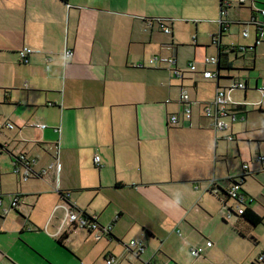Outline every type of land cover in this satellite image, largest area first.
Masks as SVG:
<instances>
[{
  "label": "crops",
  "instance_id": "1",
  "mask_svg": "<svg viewBox=\"0 0 264 264\" xmlns=\"http://www.w3.org/2000/svg\"><path fill=\"white\" fill-rule=\"evenodd\" d=\"M213 1L0 0V122L14 125L0 129V264H104L109 256L116 264H264L258 260L264 255V161L257 160L264 151L257 146L247 163L238 145L247 124L249 77L242 80L245 89L229 94L241 105L231 123L233 140L215 132L203 114L218 86L241 81L233 69H249L233 64L247 46L222 43L230 22L220 0L218 6ZM203 17L216 23L211 56L219 45L232 67L216 78L202 74L217 70L203 63L209 56L198 67L191 61L197 34L193 45L178 40L191 23L200 32ZM255 17L264 23V16ZM243 24L254 26L255 50L260 31ZM24 46L31 53L21 62L16 52ZM67 48L73 53L65 58ZM154 55L175 62L150 65ZM263 83L255 79L252 89L261 92L255 104L261 115ZM183 89L188 120L181 113ZM172 114L179 117L175 125ZM22 153L33 171L27 180L14 172ZM51 163L58 169L48 170ZM243 172L246 206L262 216L256 226L229 214L235 203L225 204L209 189L226 190ZM249 176L262 183L256 197L244 188ZM69 210L108 230L63 223ZM131 240L142 241L137 257L129 252ZM191 247H200L201 256L193 257Z\"/></svg>",
  "mask_w": 264,
  "mask_h": 264
},
{
  "label": "built area",
  "instance_id": "2",
  "mask_svg": "<svg viewBox=\"0 0 264 264\" xmlns=\"http://www.w3.org/2000/svg\"><path fill=\"white\" fill-rule=\"evenodd\" d=\"M239 4L244 5V4H248L251 9H253V2L254 0H238ZM229 6L228 2L223 3V7ZM257 12H259L260 15L264 16V8H260L258 11L254 10V15L257 14ZM222 13H225V10L222 11ZM256 19V18H255ZM222 22V20L220 21ZM249 24L253 23L255 24L258 29H259V33L257 35V38L255 40V43H259L260 41V36L263 33L264 30V23L263 22H259L254 19H251L248 21ZM160 27L162 29V31L166 34L171 33L170 31V27L167 24L164 23H160ZM248 35V31L246 29H244L242 31V36L243 37H247ZM31 53V49L24 46L21 49H19L16 54L17 57L19 59V61L21 62H26L28 55ZM72 50L71 49H65L64 50V57H68L72 55ZM155 62H170V63H174L175 60L173 58H167V57H161L158 55H154L152 57H150L148 59V63L151 65ZM203 63L205 65H216L217 63V59L215 56H209V57H204L203 59ZM188 68L190 70H195V66L192 63L188 64ZM176 75L178 77H181L182 75L176 71L175 72ZM202 74L205 78H216L217 72L215 71H211L208 69H204L202 71ZM264 85V83H263ZM246 88V84L243 81H239V80H232L230 81L227 85L225 86H218V88L216 89L214 96L212 98V100L208 103H206L203 107V114L205 117L211 119L212 121V128L215 132H218L222 135V137L226 140H233L234 139V135L231 132V123L236 119V114H235V110L238 108H241L240 104H234L231 102V98H230V91L235 90V89H240L243 90ZM263 90V89H262ZM180 98L182 100V102L184 103L183 105V109H182V118L188 120L190 118L191 115V109L189 106V96L188 93L185 89H183L181 91L180 94ZM234 106V109H232V107ZM179 121V117L176 114H172L169 117V123L175 125L177 124ZM14 127L13 123H11L10 121H2L0 122V129L3 128H7V129H12ZM40 127L44 128L45 125H40ZM257 160L260 162L264 161V157L259 155L257 157ZM94 163L97 165L98 161H99V157L97 155L94 156L93 158ZM14 172L17 173V175H19L20 179L22 180H27L28 178L31 177V175L33 174V171L31 170L30 167V159L27 158V156L25 154H19L15 161H14ZM51 168H56L58 169V165L55 163H51L49 164V166L47 167V169H51ZM243 170L245 171L247 169V165L243 164L242 165ZM46 170H42V172L44 173ZM227 193L229 195V199L232 200L235 205L232 208L237 214L242 213V211L245 208V204L247 202V199L244 195V193L241 191V188L239 186V184L237 183H232L230 185V187L227 189ZM0 203H1V197H0ZM8 211V209H3L2 212L6 213ZM92 220L89 221L86 217L83 216L82 213H80L79 211H75V210H69L65 217L63 218V223L66 224H72L75 225L79 228L82 229H86L87 231H91V230H108V229H102L97 221L91 217ZM206 246H210L211 242L210 241H206ZM128 249L129 252L137 257L139 255V253L143 250V244L142 241H138V240H131L128 244ZM190 253L193 257H199L201 256L202 253V249L200 247H191L190 249ZM264 257L260 256L259 260H263ZM116 259L113 256H109L106 257L104 259V264H116ZM147 264V263H146ZM156 264H167V263H156Z\"/></svg>",
  "mask_w": 264,
  "mask_h": 264
},
{
  "label": "rangeland",
  "instance_id": "3",
  "mask_svg": "<svg viewBox=\"0 0 264 264\" xmlns=\"http://www.w3.org/2000/svg\"><path fill=\"white\" fill-rule=\"evenodd\" d=\"M202 1V0H201ZM215 1V0H214ZM213 1V5L217 6L219 5V0ZM253 4V10L258 11L261 6L264 5V0H255ZM223 2H228L229 7L226 10V16L225 19L230 22L229 29L224 31L222 33V43L228 45V44H240V46H247L246 49L240 50V57L237 59H233V64L238 66L244 63L245 68H249L247 71L240 69H233L232 71L234 78H239L241 81L246 80L247 77H249V89L247 90V97L246 100H244V104L246 105V117H247V124L246 129L243 132L244 134H238V145H239V154H241V157L244 158V162L249 163V153L252 154V156H255V152L257 150V146L260 148V150L264 151V115H261L258 113V106H255V104H259L261 102L259 96V91H253L254 81L255 79H258L260 84L262 85V82L264 81V30L261 36V42L257 44L255 47V50L252 49L254 44V26L253 25H244L243 23L250 20L251 11L249 3L245 6H239L238 0H223ZM216 9V7H215ZM257 16L261 18L262 16L257 12ZM211 17H203L202 19H199V22H202L203 24L200 26V32L195 31L194 24H190V28H188L187 31L181 30L180 33V40L182 44L188 45V43L193 42L191 37L197 34V40H198V47L196 49V57L193 58L191 56V61L195 64L196 67H198L200 64H198L203 57L215 55L216 46L214 43L211 42V35L210 31L216 30L215 24L211 21H208ZM213 20V19H210ZM240 22L241 24H237ZM207 25V26H205ZM243 29L249 30V37L245 38L241 35V32ZM217 31H215V34ZM214 34V33H213ZM179 41V42H180ZM208 44V45H204ZM193 45V44H192ZM244 57V60H243ZM254 57V67H252V60ZM235 96H240V92H235ZM263 104V103H262ZM264 106V105H263ZM238 127V125H236ZM233 144V142H230ZM231 145V144H230ZM238 153H236L237 155ZM231 161L236 162L235 164H239V159L237 158H231ZM261 181L256 177H247L246 183L244 185V188L247 190V192H251L255 197L257 194H259L261 188H262ZM254 198V197H253ZM256 207L259 209H263L262 205L255 201Z\"/></svg>",
  "mask_w": 264,
  "mask_h": 264
},
{
  "label": "trees",
  "instance_id": "4",
  "mask_svg": "<svg viewBox=\"0 0 264 264\" xmlns=\"http://www.w3.org/2000/svg\"><path fill=\"white\" fill-rule=\"evenodd\" d=\"M220 5H221V7H223L222 5H223V0H220ZM239 5H241V4H239ZM227 7L228 6H226V7H223V10H227ZM250 10H251V18H250V20L251 19H254L255 20V22H256V17H255V15H254V10L253 9H251L250 8ZM222 15H224L225 16V14H222ZM159 20H161V21H163V19H159ZM221 20H222V22H223V18L221 17ZM213 38H214V36L212 37V41H213ZM254 46L255 45H253V47L252 48H254ZM218 54H217V57H216V59H217V63H216V68H217V70L215 71V72H217V75H218V73L221 71V70H225V69H231L232 67H231V63H230V61H229V58H228V56H229V53L226 51H224L223 50V48L222 47H220L219 45H218ZM229 52H235V49H231ZM219 77V76H218ZM245 176H246V172H243V174H241V176H239V177H235V178H231L230 179V182H231V184L233 183H237V184H239V186H240V188H241V185L244 183V180H245ZM209 189L213 192V193H216L217 195H222L223 196V201H224V203L226 204V202L228 201V200H230L229 199V195H228V193H227V189L226 190H220V192H218L217 190H215V189H213V188H210L209 187ZM242 191V190H241ZM247 204H245V208H244V210L242 211V213H240V214H237L232 208H229V211H228V213L229 214H233V213H235V214H237V215H239L241 218H243L246 222H248L250 225H252V226H256V225H259V224H261V222H262V216L261 215H259V214H257V213H255L253 210H251L250 208H248L247 206H246ZM83 214V216L84 217H86L89 221H91L92 220V218L91 217H88L87 215H85L84 214V212L82 213ZM260 261V260H259ZM263 261V260H262Z\"/></svg>",
  "mask_w": 264,
  "mask_h": 264
},
{
  "label": "bare ground",
  "instance_id": "5",
  "mask_svg": "<svg viewBox=\"0 0 264 264\" xmlns=\"http://www.w3.org/2000/svg\"><path fill=\"white\" fill-rule=\"evenodd\" d=\"M260 256H263V257H264V255H260ZM260 256H259V257H260ZM258 260H259V258H258ZM263 260H264V259H263ZM260 261H262V260H260Z\"/></svg>",
  "mask_w": 264,
  "mask_h": 264
}]
</instances>
